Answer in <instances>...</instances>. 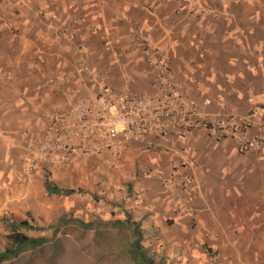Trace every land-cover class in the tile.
Listing matches in <instances>:
<instances>
[{"label":"crops","instance_id":"obj_1","mask_svg":"<svg viewBox=\"0 0 264 264\" xmlns=\"http://www.w3.org/2000/svg\"><path fill=\"white\" fill-rule=\"evenodd\" d=\"M145 39L212 121L264 107V0H0V217L32 214L48 198L43 170L30 173L26 160L55 116L99 86L157 91ZM87 163L59 170L106 196L133 177L139 193L124 190L144 222L218 249L223 264H264V144L246 153L196 130L131 144L120 171ZM190 230L199 236L188 241Z\"/></svg>","mask_w":264,"mask_h":264},{"label":"built area","instance_id":"obj_2","mask_svg":"<svg viewBox=\"0 0 264 264\" xmlns=\"http://www.w3.org/2000/svg\"><path fill=\"white\" fill-rule=\"evenodd\" d=\"M62 36L74 39L65 31ZM159 87L154 93L122 94L99 86L94 98L78 101L55 116L49 133L32 148L26 165L31 173L48 165L61 167L80 159H97L113 170L123 169L131 144L150 136L165 137L203 130L214 139L238 142L246 153L258 152L264 144V107L256 108L249 117L227 116L212 121L202 114L186 91L178 87L166 61L159 56L149 39L144 41ZM207 104L211 102L206 101ZM258 125L261 133L252 136ZM181 166L174 168L170 179Z\"/></svg>","mask_w":264,"mask_h":264},{"label":"rangeland","instance_id":"obj_3","mask_svg":"<svg viewBox=\"0 0 264 264\" xmlns=\"http://www.w3.org/2000/svg\"><path fill=\"white\" fill-rule=\"evenodd\" d=\"M31 153L28 150V155ZM91 160L80 159L61 167L39 166L44 173L49 171L59 186L81 188L86 193L43 199V206L31 214V222L43 230L24 233L32 238L47 237L50 242L37 251L23 253L18 259L4 264H134L127 254V248L134 241L133 231L138 225L143 233V245L157 263L223 264L213 253H220L218 249L204 248L199 244L182 245L179 241L183 235L179 230L170 228L167 223L163 225V221V224L160 221L152 224L144 222L138 210L135 211L138 207L130 205L139 200H129L124 190L127 188L133 194L139 193L134 187L133 177L127 176L120 182L115 196H106L88 192L79 182L78 175H65L64 171L59 170L79 163L87 165V161ZM138 169L136 163L133 171L138 172ZM89 181L96 185L93 179ZM6 215L9 219H28L25 214L12 212L0 217V252L7 246L10 235V230L2 221ZM127 215L130 216V223H127ZM134 223L137 225L134 226ZM55 231L57 234L54 238ZM197 232L188 231L190 234L186 239L190 241L189 237H198Z\"/></svg>","mask_w":264,"mask_h":264},{"label":"trees","instance_id":"obj_4","mask_svg":"<svg viewBox=\"0 0 264 264\" xmlns=\"http://www.w3.org/2000/svg\"><path fill=\"white\" fill-rule=\"evenodd\" d=\"M44 187L48 197L58 196V197H71L74 195L85 194L86 192L81 189H71L59 186L53 179L49 171L44 173ZM28 219L18 220L16 218H8V215L2 220L4 225L10 230V235L8 237V244L3 251L0 252V264H4L13 259H18L23 253L30 251H37L43 248L50 242L47 237L32 238L26 235L24 232H33L43 230L39 226L34 225L32 221V216L30 213L27 214ZM130 220V216L127 215V223ZM137 224L134 223V226ZM135 227L134 241L127 248V254L134 264H164L157 263L148 253L143 245V233L139 227ZM56 231L54 233V238L56 236Z\"/></svg>","mask_w":264,"mask_h":264}]
</instances>
